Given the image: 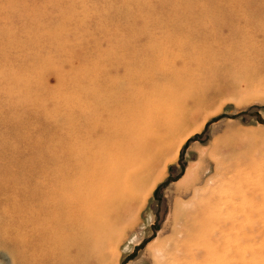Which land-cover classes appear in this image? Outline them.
<instances>
[{
	"label": "bare ground",
	"instance_id": "obj_1",
	"mask_svg": "<svg viewBox=\"0 0 264 264\" xmlns=\"http://www.w3.org/2000/svg\"><path fill=\"white\" fill-rule=\"evenodd\" d=\"M211 36L175 34L148 52L110 58L93 72L57 143L39 162L0 181V242L14 246V264L112 261L125 229L178 156L189 118L207 103L202 97L210 88L203 82L216 78L225 60ZM11 100L22 110L24 101ZM236 152L234 147L231 156L216 158L217 180H208L204 190L196 187L189 205L176 203L180 227L174 232L180 235L149 245L155 264H247L252 245L264 241V174L245 158L235 161ZM197 176L198 166L190 165L178 189ZM210 226L215 229L202 231ZM203 241L211 244L204 250Z\"/></svg>",
	"mask_w": 264,
	"mask_h": 264
},
{
	"label": "rangeland",
	"instance_id": "obj_2",
	"mask_svg": "<svg viewBox=\"0 0 264 264\" xmlns=\"http://www.w3.org/2000/svg\"><path fill=\"white\" fill-rule=\"evenodd\" d=\"M175 34H210L214 50L233 57H224L216 78H205L207 103L189 118L178 156L168 162L108 264H155L149 245L180 235L174 232L180 227L176 203L189 205L196 187L204 190L208 180L216 181V158L231 156L234 147L235 161L245 158L257 175L264 174V124L253 115L264 120V0H0V165H8V170L0 166V181L5 183L7 174L39 162L57 143L93 72L110 58L148 52ZM12 98L24 101L22 110L10 104L16 102ZM190 165L198 166V180L179 190ZM210 245L203 241L202 250ZM13 247L0 242V264H14ZM252 252L247 264H264V241L253 244Z\"/></svg>",
	"mask_w": 264,
	"mask_h": 264
},
{
	"label": "water",
	"instance_id": "obj_3",
	"mask_svg": "<svg viewBox=\"0 0 264 264\" xmlns=\"http://www.w3.org/2000/svg\"><path fill=\"white\" fill-rule=\"evenodd\" d=\"M253 115H254V116H256V118H257L258 122H260V123L264 124V120L262 119V117L260 116V114H258V113H255V114H253Z\"/></svg>",
	"mask_w": 264,
	"mask_h": 264
}]
</instances>
